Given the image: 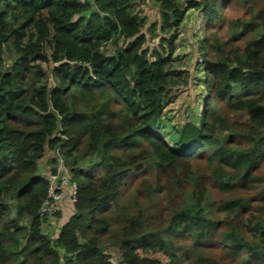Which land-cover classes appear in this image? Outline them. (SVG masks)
<instances>
[{
    "label": "trees",
    "instance_id": "trees-1",
    "mask_svg": "<svg viewBox=\"0 0 264 264\" xmlns=\"http://www.w3.org/2000/svg\"><path fill=\"white\" fill-rule=\"evenodd\" d=\"M140 1L0 0V264H113L98 241L112 226L102 212L119 206L126 181L146 171V163L154 182L138 190L147 198H180L167 229L182 231L190 244L149 227L152 215L138 205L118 215L117 264H181L183 258L186 264H223L226 258L264 264V186L255 204L236 193L261 183L264 14L228 22L220 11L228 0H151L158 19L147 25L136 10ZM190 9L204 14L207 30L224 21L237 34L223 42L207 32L202 39L210 100L199 123L186 122L170 146L151 126L165 109L175 42ZM248 32L243 48L234 49L232 39ZM154 38L156 46H146ZM42 63L50 64L49 74ZM214 100L243 115L242 129L220 132L230 126ZM211 146L209 172L194 169ZM48 150L56 151L76 185L72 211L67 218L60 213L54 237L44 232L40 213L50 181L38 172L39 161ZM87 160L102 175L79 166ZM212 182L220 194H236L217 206L207 203ZM221 212L232 214L230 224L216 216ZM210 248L222 255L206 254ZM159 253L165 261L152 255Z\"/></svg>",
    "mask_w": 264,
    "mask_h": 264
},
{
    "label": "rangeland",
    "instance_id": "rangeland-1",
    "mask_svg": "<svg viewBox=\"0 0 264 264\" xmlns=\"http://www.w3.org/2000/svg\"><path fill=\"white\" fill-rule=\"evenodd\" d=\"M136 10L141 15L147 17V25L158 19L157 7L151 2V0H141L137 4ZM220 11H222L223 20L228 22L235 19L241 21L249 20L251 17L257 16L260 11L264 14V0H228L226 3L221 5ZM254 21H257V17L254 18ZM204 24L205 19L202 12L195 9L188 10L184 21L180 26L179 35L175 42L176 50L174 53V60L176 61L173 63V68H175L176 71L171 76L168 92L166 93V97L164 99L165 109L162 116L151 126V131L160 135L161 138L163 137L165 142L170 146L173 145V142L169 138L176 136L178 130L183 127L186 122H194L196 125L199 123L202 113L207 108L205 104L208 102L207 100H210L207 96L208 87L210 88V83H208V81L209 78L212 77L203 71L205 57L200 48L202 39L206 36L207 32H216L221 41L224 42L230 38L233 33H236V30L233 31L231 26H228V24L224 21L222 23V27L214 25L209 30L204 27ZM251 36L252 34L248 32L241 38L232 39V43L234 45L233 48L238 50L243 48L244 44L249 38H251ZM157 42L158 38H154L153 40H150L146 46L152 48L156 46ZM105 49L110 52L112 50V46L108 45ZM47 51L49 52V49H47ZM41 67L45 73L49 74V63H42ZM49 80L50 79H48V82ZM205 81L208 83V87ZM238 92H242V89H238ZM212 105L218 110V112H220L219 114L227 117V126H230V130L220 129L222 134H231V132H233L231 129H242L245 118L241 115V113L236 110L229 111L223 101L214 100ZM233 138L235 140L234 142L239 140L237 136H234ZM213 150L214 146L205 150V155L193 164V168L208 173L209 170L206 163V156L211 154ZM57 156L58 154L56 151L48 150L44 157L39 161L38 172L49 176L51 167H55L57 164L52 163L50 160L51 158ZM80 165L85 169V172L95 177H98L103 173L102 168L96 166L91 167L92 164L90 160H87V162L82 161L79 166ZM63 168L64 167L61 165L60 171H64ZM143 169H146V171L138 173L136 178L126 181V185L122 188L119 206H114L110 211L102 212L103 214H106L112 226L107 233L98 237V241L99 244L104 247L105 253L108 255L113 264H117L119 260V252L117 248H115V239L117 238V234L121 228V222L117 221L118 215L122 212H134V210L138 208V205L144 208L146 216L152 215L150 221H153V223L150 224L149 227H156L162 231V235L164 237L175 239L174 242L176 243H183L184 245L190 244V239L182 238V231L175 228L167 229L169 228L167 227V224L174 202H179L180 198L176 196L173 198V201H171L170 196L164 195V193H157V195H153L151 198L145 197V194L138 189H140L141 185L153 184L155 176L154 171L150 169L149 164H143ZM256 174L260 177L261 183L255 184L253 189L249 188L246 191L238 190L236 192L241 197L252 199V204L256 203L254 201L255 195L264 186V161L259 164ZM65 176L66 175L64 174L60 178L63 179ZM63 181L64 180H61L60 183L63 185L62 191H65V193L63 195L62 202L59 203L58 207L62 212H58V215H46V221L43 227L44 232L50 235V237H54L55 232H57L56 228L59 230L61 227L60 225L64 215L66 216L65 218H67L72 211L71 207H69L70 205H68L69 203L71 204L69 195L71 194L70 190L72 189V186L69 183L68 185L64 184ZM208 186L209 192L207 195V203L215 202L216 206L224 199L230 198L236 194H220V191L213 182L209 183ZM144 188L148 191L146 185ZM189 197V191H187L184 194V198L187 202H189ZM207 203L206 211L209 212L210 208ZM60 213L64 214L61 219H59L60 215H62ZM216 216L224 225L230 224V220L232 218L231 213L221 212ZM213 247L219 246L216 245ZM210 249H208L209 252H206V254L211 256L213 255L215 257L222 255L223 251L219 248ZM152 255L163 261L166 260V257L160 253ZM181 264H186L184 258ZM223 264H237V260L226 258L223 260Z\"/></svg>",
    "mask_w": 264,
    "mask_h": 264
},
{
    "label": "built area",
    "instance_id": "built-area-1",
    "mask_svg": "<svg viewBox=\"0 0 264 264\" xmlns=\"http://www.w3.org/2000/svg\"><path fill=\"white\" fill-rule=\"evenodd\" d=\"M80 2H84L85 0H78ZM201 61V60H200ZM58 158V163L55 166L56 169V173L52 174L50 172L49 177V181H50V185L48 188V193H47V197L46 199L43 201L41 208H40V213L45 214V215H51L52 213L58 211V207H59V203L62 202L63 199V195L65 193V191H62V184L60 183L61 180H64L63 183L68 185V183L72 186V189L70 190V195H69V199L70 202L73 203L74 202V195H75V190H76V185L75 183H73L71 181V174L69 173V169L67 167H65L63 164L62 159ZM62 164H61V162ZM61 165L64 167V171H60L61 169ZM51 171V169H50ZM66 175L63 179H61L60 177L62 175ZM68 178V180H67Z\"/></svg>",
    "mask_w": 264,
    "mask_h": 264
}]
</instances>
